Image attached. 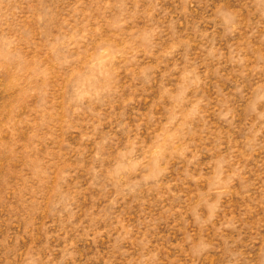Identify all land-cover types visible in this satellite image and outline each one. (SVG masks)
I'll return each instance as SVG.
<instances>
[{
    "label": "rangeland",
    "instance_id": "374dc122",
    "mask_svg": "<svg viewBox=\"0 0 264 264\" xmlns=\"http://www.w3.org/2000/svg\"><path fill=\"white\" fill-rule=\"evenodd\" d=\"M0 264H264V0H0Z\"/></svg>",
    "mask_w": 264,
    "mask_h": 264
}]
</instances>
